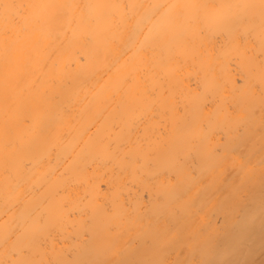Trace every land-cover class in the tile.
<instances>
[{"label": "bare ground", "instance_id": "obj_1", "mask_svg": "<svg viewBox=\"0 0 264 264\" xmlns=\"http://www.w3.org/2000/svg\"><path fill=\"white\" fill-rule=\"evenodd\" d=\"M0 264H264V0H0Z\"/></svg>", "mask_w": 264, "mask_h": 264}, {"label": "rangeland", "instance_id": "obj_2", "mask_svg": "<svg viewBox=\"0 0 264 264\" xmlns=\"http://www.w3.org/2000/svg\"><path fill=\"white\" fill-rule=\"evenodd\" d=\"M261 249H263L262 247H261ZM260 248H256V249H254L253 250V258L257 255V254H259L260 252H262L263 250H261ZM258 256V255H257Z\"/></svg>", "mask_w": 264, "mask_h": 264}]
</instances>
